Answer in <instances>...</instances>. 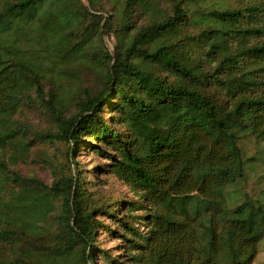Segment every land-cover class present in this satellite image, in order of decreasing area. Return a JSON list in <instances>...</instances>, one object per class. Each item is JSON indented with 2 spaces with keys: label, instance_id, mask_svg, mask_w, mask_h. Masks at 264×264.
I'll list each match as a JSON object with an SVG mask.
<instances>
[{
  "label": "trees",
  "instance_id": "16d2710c",
  "mask_svg": "<svg viewBox=\"0 0 264 264\" xmlns=\"http://www.w3.org/2000/svg\"><path fill=\"white\" fill-rule=\"evenodd\" d=\"M256 161L264 0H0V264H253Z\"/></svg>",
  "mask_w": 264,
  "mask_h": 264
},
{
  "label": "rangeland",
  "instance_id": "374dc122",
  "mask_svg": "<svg viewBox=\"0 0 264 264\" xmlns=\"http://www.w3.org/2000/svg\"><path fill=\"white\" fill-rule=\"evenodd\" d=\"M109 113L106 114V118H108ZM243 148L246 152L247 156H252L256 151V146L253 142H244ZM76 161L79 165L83 167V169H87L86 176H90V180L97 184V178L99 175L94 172V176L91 175L90 169L93 168L96 164H101L103 161L100 160L99 157L93 156L91 151H88L86 148H82L81 151H78L76 154ZM38 174L41 178L46 182H50L51 178L46 172L38 171ZM96 177V178H95ZM104 178V177H103ZM108 183L112 182V186L103 185L101 186L102 190H107L111 192H115L118 196H128L131 197L130 194L127 193V190L121 186L118 182L107 179ZM244 191L246 190L248 194L253 195L254 197H261L262 192L264 190V162L256 161L254 165L248 170L246 184L243 186ZM100 220H104L103 217ZM107 224H112L109 220H104ZM103 222V221H102ZM102 245V248L108 250L112 255H115L120 252V241L118 239H114L113 236H110L107 231H98L97 233V243L96 245ZM97 264H104L102 261H97ZM253 264H264V237L258 245V254Z\"/></svg>",
  "mask_w": 264,
  "mask_h": 264
}]
</instances>
